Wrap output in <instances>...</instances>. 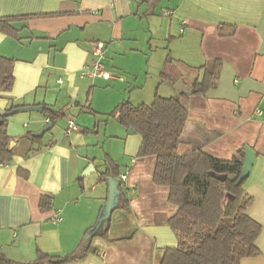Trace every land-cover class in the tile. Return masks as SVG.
I'll return each instance as SVG.
<instances>
[{
	"label": "crops",
	"instance_id": "1",
	"mask_svg": "<svg viewBox=\"0 0 264 264\" xmlns=\"http://www.w3.org/2000/svg\"><path fill=\"white\" fill-rule=\"evenodd\" d=\"M51 13L59 15L40 16ZM24 16L32 17L12 23L18 38L0 32V55L14 61L0 109L42 106L62 117L42 137L35 134L50 123L43 112L7 118L13 158L0 165V254L26 263L39 251L77 249L107 199L100 173L108 156L118 180L127 173L121 185L129 209L113 210L107 238H94L95 251L70 264H159L177 244L167 225L176 206L151 181L155 158H136L139 134L104 117L122 101L175 96L170 80L189 86L201 77L198 68L218 61L217 84L183 99L188 119L177 152L202 150L221 160L245 146L255 152L243 188L253 198L247 214L262 228L260 254L240 264H264V0H0V17ZM219 25L235 31L221 37ZM92 41L104 43L101 62L122 81L81 75ZM69 120L76 129L65 134ZM42 196L51 198L47 209L39 207Z\"/></svg>",
	"mask_w": 264,
	"mask_h": 264
},
{
	"label": "trees",
	"instance_id": "2",
	"mask_svg": "<svg viewBox=\"0 0 264 264\" xmlns=\"http://www.w3.org/2000/svg\"><path fill=\"white\" fill-rule=\"evenodd\" d=\"M51 15L59 14L40 16ZM31 17H0V32L18 38L12 23ZM234 31L233 26H218L221 37L230 36ZM13 63L12 59L0 55V92H8L13 85ZM220 65L218 61H211L197 69L202 74L190 83L192 94L205 95L217 84ZM176 81L172 79L170 84L173 86ZM186 96L182 94L176 98L156 94L147 105L122 101L108 116L115 117L125 129L131 128L139 134L141 143L136 158H155L151 181L154 185L166 187L167 202L176 206V212L167 220V225L175 234L177 244L164 249L159 264H240L243 258L260 254L256 241L262 230L261 225L247 214L253 200L243 188L247 178L236 184L244 147L229 160L216 159L202 150L179 154L178 145L188 119L183 100ZM17 107L11 105L6 111ZM43 110L50 123L62 117L60 111L46 107ZM7 118L6 115L0 116V165L11 162L13 158L12 151L7 148ZM36 139L32 137L33 141ZM104 164L101 179L118 180V165L108 156ZM18 174L27 176L26 172L20 170ZM224 175V180L219 178ZM119 187L121 195L116 208L128 210L121 183ZM226 195H229L227 201ZM50 200V196H42L39 207L47 209ZM93 227L85 232L80 246L69 254L51 256L39 251L34 260L26 263L14 262L0 254V264H70L84 261L90 252L95 251L91 247L92 240L96 237L107 238L108 228L89 235Z\"/></svg>",
	"mask_w": 264,
	"mask_h": 264
},
{
	"label": "water",
	"instance_id": "3",
	"mask_svg": "<svg viewBox=\"0 0 264 264\" xmlns=\"http://www.w3.org/2000/svg\"><path fill=\"white\" fill-rule=\"evenodd\" d=\"M173 90L175 92L176 98L180 97V95L182 94H192L193 93L192 88L190 86L185 85L182 79H178L175 82L173 86ZM22 112L42 113L43 107L42 106H23V107L14 108L10 111H4L0 109V116L2 115L11 116L13 114L22 113ZM52 126H53L52 123H47L43 129H41L38 133L35 134V136L42 137L46 132L51 130ZM128 132L132 133L134 131L131 128H129ZM255 157H256L255 152L250 147L245 146L243 149V160H242L241 170H240L238 179L236 181V184H240L243 180H245L248 177ZM219 178L224 180L226 176L224 175ZM106 183L108 185L107 199L101 209L97 222L94 225L93 229L89 232V235L108 228L111 214L113 210L117 207L119 200H120L121 190L119 187L120 185L119 180L113 179V178H107ZM228 198H229V195H226L225 201H227ZM87 237L88 236H86V238Z\"/></svg>",
	"mask_w": 264,
	"mask_h": 264
},
{
	"label": "built area",
	"instance_id": "4",
	"mask_svg": "<svg viewBox=\"0 0 264 264\" xmlns=\"http://www.w3.org/2000/svg\"><path fill=\"white\" fill-rule=\"evenodd\" d=\"M169 15L168 12L165 13ZM104 54V43L101 41H92L90 43V55L91 59L89 63L82 69L81 75L89 78H101L106 81L108 80H123V76L119 75L116 72L109 71L104 68L103 63L101 62ZM260 113V111H256ZM76 129V125L72 120H69L65 130V134H70L71 131ZM127 173L120 175L119 181L122 185H126ZM53 221H57V218H54Z\"/></svg>",
	"mask_w": 264,
	"mask_h": 264
},
{
	"label": "rangeland",
	"instance_id": "5",
	"mask_svg": "<svg viewBox=\"0 0 264 264\" xmlns=\"http://www.w3.org/2000/svg\"><path fill=\"white\" fill-rule=\"evenodd\" d=\"M184 80L188 81L187 77H185ZM108 117L111 118L112 125L114 124V125H117V126L121 127L123 133H124V132H128V129H125L123 126H120V125L117 123L115 117H113V116H108V115H107V116L104 117V118H108ZM112 125H111V126H112ZM111 128H112V127H111ZM111 128H110L109 130H111ZM109 130H108V133H107V134H110V131H109ZM110 141H116V140H114V139H110ZM109 145H110V143H108V141H107L106 146L109 147ZM115 147H116V144H114V148H115Z\"/></svg>",
	"mask_w": 264,
	"mask_h": 264
}]
</instances>
